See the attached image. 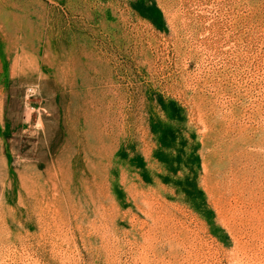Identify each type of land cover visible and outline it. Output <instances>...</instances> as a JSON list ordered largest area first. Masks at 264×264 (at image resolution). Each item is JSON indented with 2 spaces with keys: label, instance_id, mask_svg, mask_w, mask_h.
<instances>
[{
  "label": "rangeland",
  "instance_id": "obj_1",
  "mask_svg": "<svg viewBox=\"0 0 264 264\" xmlns=\"http://www.w3.org/2000/svg\"><path fill=\"white\" fill-rule=\"evenodd\" d=\"M0 264H264V0H0Z\"/></svg>",
  "mask_w": 264,
  "mask_h": 264
}]
</instances>
